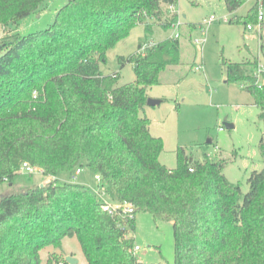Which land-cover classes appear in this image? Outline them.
I'll return each instance as SVG.
<instances>
[{
    "label": "trees",
    "instance_id": "obj_1",
    "mask_svg": "<svg viewBox=\"0 0 264 264\" xmlns=\"http://www.w3.org/2000/svg\"><path fill=\"white\" fill-rule=\"evenodd\" d=\"M45 1L0 0V182L13 184L25 162L52 178L71 179L87 166L102 176L112 201L135 206L134 218L119 226L97 193L72 179L6 194L0 264H42L41 251L61 249L65 237L78 239L88 264H264V168L251 174L245 194L226 177L223 161L194 160L179 147L177 166L169 168L160 161L163 139L141 114L148 89L180 63L179 39L121 56V64L134 65L133 82L117 85L120 72L101 69L136 25L151 30L147 20L161 19L162 4L177 0H68L47 29L12 32ZM224 1L235 13L247 0ZM257 21L256 5L241 18L246 27ZM225 63L228 81H241L260 109L264 161V70L259 81L257 58ZM140 212L173 223V262L144 263L132 252ZM51 255L59 262L62 254Z\"/></svg>",
    "mask_w": 264,
    "mask_h": 264
},
{
    "label": "rangeland",
    "instance_id": "obj_2",
    "mask_svg": "<svg viewBox=\"0 0 264 264\" xmlns=\"http://www.w3.org/2000/svg\"><path fill=\"white\" fill-rule=\"evenodd\" d=\"M67 2L46 0L38 12L22 19L12 32L28 35L47 29ZM252 6L255 0H247L237 12L230 13L224 0H177L173 6L162 4L161 19L147 20L152 24L151 30H147L145 24L136 25L128 37L107 52V60L101 64L105 73L120 72L117 85L133 82L136 79L133 63L121 64L120 57L145 53L146 48L138 51L141 40L148 48L179 34L180 63L161 72L159 84L148 89L149 97L163 101L158 106L146 105L141 114L150 118L151 133L164 141L160 155L163 164L169 168L177 166L179 147L194 160L203 161L208 157L223 161L224 174L230 182L241 186L243 194L250 188L251 174L264 168L260 151L263 122L254 96L243 88V83L228 81L225 62L257 58L259 64L264 65V22L260 30L255 26L253 31L247 30L241 22ZM212 15L217 20L206 24L205 20ZM173 18L180 23L179 28L168 25ZM3 53L0 49V56ZM225 123H232L234 127L228 128ZM81 171L72 181L99 190L96 174L87 166L81 167ZM70 177L59 173L53 178L62 183L71 180ZM53 178L38 169H22L12 185L0 182V198L4 193L44 185ZM133 237L135 245L141 248L137 252L140 261L175 260L172 222L157 221L149 212L137 213ZM53 252L62 254L59 262L51 255ZM68 255L78 259L76 264H88L76 237H65L61 249L44 248L42 264H60Z\"/></svg>",
    "mask_w": 264,
    "mask_h": 264
},
{
    "label": "built area",
    "instance_id": "obj_3",
    "mask_svg": "<svg viewBox=\"0 0 264 264\" xmlns=\"http://www.w3.org/2000/svg\"><path fill=\"white\" fill-rule=\"evenodd\" d=\"M255 5L257 6V10H258V21L256 24H248L247 25V30L249 31H253L255 30V26L261 27V24L264 22V0H255ZM215 20H217V18L212 15L210 18L205 20L206 24H211L213 23ZM226 21L229 19H225ZM173 26L179 28L180 23L178 22H173L172 23ZM176 38L179 37V34L175 35ZM195 42H198V40H196ZM147 48V44H145L143 46L142 49ZM196 69H201V67H196ZM264 70V65H260L258 67V77H259V81L261 80V74ZM34 95H37V91H34ZM22 169H29V170H35L38 169L39 171L42 172L41 169L37 168V167H33L31 166L28 162H25L23 164ZM82 173L81 168H78L73 176V178L75 179V175L78 176ZM72 178V179H73ZM96 179L98 181V184L100 186L99 190L95 191L97 193V195L99 196L100 200H101V206L103 208L104 211H106L107 213L111 214L116 220L119 226L121 227H128V222H124L125 218H130L133 219L134 218V212H135V206L130 203V202H115L112 201L106 191L105 185L103 183L102 180V176L97 174L96 175ZM140 246L139 245H134V247L131 249L132 252L134 254H137V252L140 250ZM60 264H66L65 261L60 262Z\"/></svg>",
    "mask_w": 264,
    "mask_h": 264
},
{
    "label": "water",
    "instance_id": "obj_4",
    "mask_svg": "<svg viewBox=\"0 0 264 264\" xmlns=\"http://www.w3.org/2000/svg\"><path fill=\"white\" fill-rule=\"evenodd\" d=\"M0 35H1V33H0ZM162 101L163 100H161V99H155V98L149 97L148 100H147V105L151 106V107L158 106V105H160L162 103ZM225 124H226V126L228 128H233L234 127V124H232V123H225ZM209 141L211 142V140H209ZM66 261L69 264H76L78 262V259L73 257V256H71V255H68V256H66Z\"/></svg>",
    "mask_w": 264,
    "mask_h": 264
},
{
    "label": "crops",
    "instance_id": "obj_5",
    "mask_svg": "<svg viewBox=\"0 0 264 264\" xmlns=\"http://www.w3.org/2000/svg\"><path fill=\"white\" fill-rule=\"evenodd\" d=\"M238 10H239V9H238ZM238 10H237V11H238ZM146 115H147V114H146ZM147 116H148V115H147ZM150 131H151V127H150ZM11 185H12V184H11ZM6 194H8V193H4V195H6ZM4 195H2V196H4Z\"/></svg>",
    "mask_w": 264,
    "mask_h": 264
}]
</instances>
